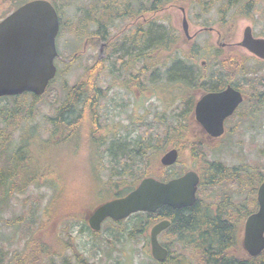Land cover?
Returning <instances> with one entry per match:
<instances>
[{
    "label": "trees",
    "instance_id": "obj_1",
    "mask_svg": "<svg viewBox=\"0 0 264 264\" xmlns=\"http://www.w3.org/2000/svg\"><path fill=\"white\" fill-rule=\"evenodd\" d=\"M162 1L151 0L150 11H157ZM23 2V0H0V19ZM50 2L62 20L63 12H61L60 6L56 0H50ZM196 2L198 8L205 12L210 10L215 0H197ZM221 2H224L226 7L235 9L239 5L240 8H243L244 3L245 9L235 11V14H228L229 11H227L229 18L222 15L220 23H234L233 15L240 13L248 15L255 9L251 10L246 0H221ZM102 3L107 6L103 11H99ZM143 3L138 2V6L134 3L136 5L134 7L130 0H91L87 3L86 8L88 9L83 10V8L77 7L79 11H83L84 15L78 16L75 20L77 23L72 25L76 37L81 36L80 30L84 22L93 21L91 23L98 22L95 28L104 30L106 39L111 28L115 26L116 20H122L125 17L133 20L139 13H143ZM218 12L222 14L225 9L219 7ZM262 12L264 14V0ZM97 14L99 15L97 16ZM85 15H87L86 18ZM210 21L215 23L214 20ZM61 25H63L62 21ZM203 25H206L204 28L210 27L205 22ZM92 26L93 24H90L89 28H94ZM225 32L226 38L229 39L232 36L233 28L228 27ZM119 45L118 51L115 46L112 50L111 46L109 47L112 64L117 70V74H114L113 71L111 73L114 78L125 79L130 92L138 90L145 94L151 92L159 95V90L165 84L182 86L185 89L184 95L189 90L188 86L191 85L201 86L205 90H213L230 84L246 92L244 89L247 83L245 76L248 73L244 69L250 68L255 75V69L259 68L258 62L250 67L246 63L247 57L244 58L240 54L241 52L234 49L222 53L220 52L221 48L212 47L206 43L202 46L194 44L185 50L179 44L177 30L171 25L158 22L154 17L147 23L137 22L135 33L130 35L125 33L124 39L120 41ZM122 46L123 48H121ZM78 48L77 45L75 50ZM96 64L97 62L86 68L84 76L66 88L65 99L60 104L54 105L53 116L47 117L46 122L49 125L43 128L45 137L38 132L36 125L31 124L35 117L34 104L41 98V95L35 96L30 92H24L19 95L0 97V208L9 202L15 192H23L29 184L36 186L51 184L53 180L51 176L55 175V170L52 159H50V151L54 147L67 146V149L71 148L72 153L76 154L81 148L87 149L89 152L92 145L96 143L97 148L90 155V165L96 169L100 163L101 167L106 168L109 173V177L105 180H101L98 176L93 177L94 192L97 193V196L103 197L99 200L103 202L125 194L145 176H154L162 180V166L159 163L158 155L168 147H177L181 151L182 142L187 143L188 134L176 129L177 125L173 124L170 118L163 116V112L149 121H135L131 117V126L123 127L127 130L126 135L117 137L113 134L107 140L105 138L97 139L95 132L100 125L98 107L100 99L106 92L98 82L99 74L106 66L102 62V68L96 69ZM135 68L137 70L133 73L134 78L128 79L129 72L132 73L131 70L135 71ZM235 76L238 79H234ZM53 80L49 82L44 93L49 91ZM249 84L259 87L264 86V81L252 80ZM55 99L53 97L50 101L53 102ZM191 109V105L184 106L183 115H187ZM174 115L176 116L175 112ZM186 125L185 121L184 126ZM128 128L134 132L133 136H130ZM67 153H69L68 150ZM59 155L64 156L63 153H59ZM190 158L191 165L204 166L202 177L207 185H216V188L221 187L224 190V183H238L234 188H239L240 183L247 184L244 201L246 212L249 214L257 209L255 195L259 183L264 179V162L246 163L245 160H242L238 162L240 165L227 168L223 161L208 159L206 155H199L197 152L192 153ZM165 170L168 176L176 173L173 167H166ZM206 172L212 174L210 180L205 179ZM119 186L122 189L118 190ZM199 204L202 203L199 201ZM199 204L196 202L190 207L181 209L159 208L153 213L136 212L123 220L111 221L113 223L111 230L114 232L110 235V239L114 238L121 242V238L130 228L140 229L146 233V228L168 216L171 224L166 232L173 235L171 239L180 240L177 244L180 243L182 246L195 244L197 249L206 256V259L214 263L264 264V249L256 256H246V259L236 258L231 254L227 257L225 251L234 245V232L230 231L229 225L222 221L220 215L211 216V213L214 212L209 206L204 207ZM80 210L81 207L77 210L69 203L68 208L66 206L65 209H60L51 218L60 216L58 222H62L64 219L63 230L67 229L68 235L72 224L81 221L77 218L75 220V216H78L76 214ZM221 210L226 211V209ZM218 213L220 214L219 209ZM67 218L71 219L67 220ZM0 220H2L1 217ZM39 220L32 219L23 224L20 221L15 223L12 234H17L18 243H21L24 238L23 245L20 248L12 249L1 245L0 264H56L54 258L63 255L66 250L65 246L69 244L65 241L66 245H63L62 237L59 234L56 235V232L48 231L46 223L40 224L37 222ZM81 225L82 229L86 227L83 222ZM39 230L42 231V234L37 236ZM98 234L95 236L97 237ZM193 235H200L201 241L184 239L192 238ZM139 240L141 239L136 241ZM143 240L147 242V237L143 236ZM92 244H95V248L97 247L95 242ZM229 244L231 245L229 246ZM72 246H74L73 243L70 247ZM145 248H147L146 245L143 251ZM75 249L78 250L76 247ZM81 255L75 254L78 260Z\"/></svg>",
    "mask_w": 264,
    "mask_h": 264
},
{
    "label": "rangeland",
    "instance_id": "obj_2",
    "mask_svg": "<svg viewBox=\"0 0 264 264\" xmlns=\"http://www.w3.org/2000/svg\"><path fill=\"white\" fill-rule=\"evenodd\" d=\"M23 1L26 2L28 0ZM90 1L91 0H67L66 8L64 0H56L62 10L61 12H63L61 16L63 25H61L62 28L57 37L56 45L58 52L63 55V58H67V62L63 60L58 61V71L56 77H54L55 79L53 78L54 80L49 86V91L41 95V98L34 104L35 117L31 124L36 125V129L44 137L46 134L43 132V128L49 125L46 122L47 117L53 116L54 105L60 104L65 99L66 88L73 85L79 78H82L85 74V69L91 67L92 64L97 62L96 69L102 68L100 58L103 59V63H105L106 67L103 73L100 72V80L98 83L106 92H104L105 95L100 99L98 107V113L100 115L98 122L100 125L95 132L97 139L105 138L107 140V138L113 134L117 137L126 135L127 130L123 127L131 126L130 117L134 118L135 121H149L155 118L156 115H161V112H163L162 115L166 116L168 119L174 115V108L169 105L164 106L166 101L163 100V98L160 99L159 96L151 92L146 94L138 90L136 92L134 90V92H129L121 86L123 79L114 78L113 73H111V71H113L114 74H117V70L115 69V65L113 66L112 64V58L106 46V41L98 45H94L93 43L82 44V50L81 47H79V51H74L77 42L72 34L74 32L72 25L77 23L75 20L78 16L84 15L82 13L83 11H79L77 7L83 8V10L88 9L86 7L88 5L87 3ZM130 1L136 3V5L138 2H144V0ZM196 1L197 0H163L157 11H150L146 16L150 14L151 18L154 17L158 22L173 26L179 35V44L185 50L194 44L202 46L208 43L212 47L217 46L221 48L220 52L222 53L234 49L237 52H241L240 54L246 58V54L248 53L236 44L241 40L243 28L246 25H250L254 36L264 37L263 0H252L253 3H256L253 7L255 8L254 11L248 15V18L252 21V25L247 19H244L246 15L242 13L233 15L235 19L234 23H220V17L223 15V17L229 18V16H227L228 14L236 13L235 8L226 7L224 2H214L209 11L203 12L198 8ZM219 7H223L225 12L220 14L218 12ZM240 7V5L236 7L237 12L240 11V9H245L244 3L242 6L243 8ZM181 8L185 10L184 14H182ZM255 10L258 11L256 12ZM227 11H229L228 14L226 13ZM78 13L80 15H78ZM182 16L186 17L190 38H186L183 33ZM65 18H67V30L64 28L66 25V23L64 24ZM210 20H214L215 23ZM129 22H131V19L128 17L115 21V26L111 28L109 36L116 39L121 33L128 32L130 29V27H128ZM204 22L205 24H209L208 26L210 27L205 29L204 26L206 25H203ZM228 27L233 28L232 36L229 37V39H227L225 35L226 28ZM74 52H77V55L71 60L70 57ZM252 63L256 64L254 60H250L249 64ZM257 65L261 67V74H264V62H260ZM137 68H135V71L132 69L131 72L135 73ZM234 79L238 78L235 76ZM163 90L166 91L167 89L164 88ZM53 97L56 99L51 102L50 100L53 99ZM248 125L250 126L247 128L243 127V129H239L240 132L235 137L236 141L240 143L238 149L241 150V152H238L237 149H232L230 154L216 152L218 158L227 161V163H237L241 159L245 160L247 163H254L256 161L258 163L264 162V107L258 117ZM128 132L130 136L134 135V132L129 130V128ZM193 143L194 138L193 135H191L187 141V146L184 147L183 152L181 151L179 155L180 163L188 165L192 162L190 154L188 155V150ZM96 148L95 143V145H92L89 152L87 149L81 148L76 154H73L71 148L67 149V146L62 148L54 147L50 151V159H52L55 170V175L51 176L53 179L51 184L47 183L41 186L29 184L23 192H15L14 196L9 199V202L1 206L0 246L3 245L8 249L15 247L20 248L23 245L24 238L21 243H18L17 241H19V238L17 234H12L15 223L20 221L21 224H23L25 222H30L32 219H41L37 222H40V224L45 222L48 231L56 232V235L59 234V236L62 237L60 238L63 245H66V242L69 244L65 246L66 250L63 255L54 258L56 264H76L75 254H82L83 257L89 258H87L88 261H92L95 264H139L140 260L143 261L148 258L146 255H143L141 247L142 237L136 236V240H141L132 241L129 237L125 239L124 237L126 236H124L121 242L116 241L114 238L110 239V237H107L108 234H106V229L112 228L111 222L107 221L102 225V230L97 231V233H99L97 237L81 231L82 222L84 223V221L87 220V215L98 205L100 198L103 199V197L97 196V193L94 192L93 177L98 176L101 180H105L109 177L108 170L101 167L102 165H100V163L96 166V169L90 165V155ZM67 150L69 153H67ZM59 153H63L64 156L61 157ZM161 154H159L158 157H160ZM120 188L121 186L118 187V190ZM123 192L124 191H122V193ZM202 196L205 195L202 193ZM201 198L206 199L207 197ZM69 203L73 207H76L77 210L81 207L80 212L76 214L78 216H75V220L78 219L81 221L77 223L74 222L70 230H68L69 234L67 235V229L63 230L65 223H63L64 219L62 222H58L60 216H54L52 218L51 216L60 209H65L66 206L68 208ZM69 219L67 218V220ZM149 228L150 227H148L147 230H149ZM41 234L42 231L39 230L36 235L38 236ZM107 239L113 242L111 241L108 243ZM92 242H95L101 248H99L100 250H98L96 254L97 258L93 257L94 254L90 247V243ZM72 243L74 246L70 247ZM75 247L78 250H76Z\"/></svg>",
    "mask_w": 264,
    "mask_h": 264
},
{
    "label": "water",
    "instance_id": "obj_3",
    "mask_svg": "<svg viewBox=\"0 0 264 264\" xmlns=\"http://www.w3.org/2000/svg\"><path fill=\"white\" fill-rule=\"evenodd\" d=\"M182 30L188 35L186 17ZM59 31L58 14L49 0H28L0 20V97L30 92L35 96L44 93L49 81L54 78L57 56L56 36ZM237 45L264 59V38L254 37L252 28L246 25ZM243 98L239 91L228 85L218 92H208L200 97L194 107L198 122L211 136L223 133V121L230 116ZM178 151L170 148L160 157L161 165L176 162ZM198 175L187 170L167 182L154 177H143L123 196L98 204L88 215L89 227L97 231L105 218L118 221L135 212H155L162 205L172 208L190 206L195 201ZM258 208L250 213L244 224L242 245L250 256L264 249V179L256 191ZM169 225L160 220L149 232L151 253L162 260L165 249L157 241L159 232Z\"/></svg>",
    "mask_w": 264,
    "mask_h": 264
},
{
    "label": "flooded vegetation",
    "instance_id": "obj_4",
    "mask_svg": "<svg viewBox=\"0 0 264 264\" xmlns=\"http://www.w3.org/2000/svg\"><path fill=\"white\" fill-rule=\"evenodd\" d=\"M209 1H214V0H209ZM150 2H151L150 0L149 1L144 0V3H143L144 12L139 13L136 17L133 18V20H131V22L128 23V27H130V29L129 30L127 29L128 30V32H126L127 34L130 35L132 33H135V24L137 22L143 21L144 23H147L152 19L150 14L146 16V14L150 12ZM215 2L216 3L221 2V0H215ZM246 2L250 5L251 10L256 5V3H253L252 0H246ZM65 4H66L65 7L67 8V0L65 1ZM211 5H212V3H211ZM106 6H107L106 4L102 3L98 10L103 11V9L106 8ZM132 6L135 7L136 5L134 4ZM140 9H141V7L139 8V10ZM181 10H182V14H184L185 10L183 8H181ZM235 11H236V9H235ZM78 15H79V13H78ZM98 15L99 14H97V16ZM248 15H246V17L244 19H247L252 25V21L248 18ZM86 17H87V15H85V18ZM182 18H183V16H182ZM101 20H102V18H101ZM116 21H119V20H116ZM91 22H93V21H86L83 23L82 29L80 31L82 34L80 37L77 38L75 32L72 33L75 41L77 42V45L79 47H81V50H82V46H83L82 44H86V43L92 44L93 43L94 45H98L101 42L106 41V44H107L106 46L108 49L111 46V50H112L113 46H115L116 51H118L120 49L119 43H120V41H122L124 39L125 33L124 32L121 33V35L119 37H117L116 39H113V37H111V36H108L105 39L104 30H101L100 28L99 29L95 28V25L98 22L97 23H91ZM65 23H66V25L64 28L67 30V18H65V20H64V24ZM90 24H93L94 28L90 29L89 28ZM185 37L190 38V36H188V35H185ZM121 48H123V46ZM74 51H79V50H74ZM244 51H246V50L244 49ZM246 52L248 53V51H246ZM76 55H77V52L72 53V55L70 57L71 60L74 59L76 57ZM246 57H247L246 63L248 65L255 64V63L249 64L250 60H254V62H258V63L264 62V60H261L260 58L254 56L250 53L246 54ZM60 60L67 62V58L66 59L62 58V56L58 52V56L54 60V62L56 64V74H57V69H58L57 63ZM100 60L102 63L103 59L100 58ZM118 65H119V63H118ZM244 70L247 71V73H248V74L246 73L247 75L245 76L247 83L244 87H245L246 92H244V91H242V90H240V89H238L235 86L230 85V84H226L225 86H223L221 88L218 87V89H213V90H205L201 86L191 85V86H188L189 90L187 91L186 95H184L185 89H183L182 86H171L169 84H165L163 87H161L160 93L157 96H159L160 99L163 98V100L166 101L164 106L169 105L175 109L176 116L175 115L171 116L170 120L173 121V124L177 125L176 129H180L179 131H181V130L184 131L186 134H188V137L193 135L194 143L190 146V148L188 150L189 151L188 155L190 154V156H191L192 153L197 152V153H199V155H206V157L208 159H217V160L223 161L224 162L223 164L227 168H233V166H235V165H240V164H238V162L242 161V159L239 160L237 163H227V161H224V160H221L220 158H218L216 152H221V154L222 153L230 154L232 152V149H237L238 152H241V150L238 149V146H240V143H239V141H236V139H235L236 135L240 132L239 129H243V127H245V128L249 127L250 125H248V124L250 122H252L254 119H256L258 117L259 113L263 110V107H264V86L261 85L262 87L261 86L258 87V86H252L251 84H249L250 81H252V80L255 81L256 79H259L260 81H264V74H261V72H262L261 67L255 69V72H254L255 75L251 72L252 70L250 68L244 69ZM102 73H103V71H102ZM128 76H129L128 79L134 78L133 73L129 72ZM228 85L232 86L235 90L239 91L242 95L243 100L235 108L233 113L224 119V121H223V127H224L223 133L219 136H216V137L211 136L208 132H206V130L198 122L196 116L194 115V107H195L196 102L204 94H206L208 92L221 91L222 89H224ZM121 86H123V88L126 91H129V86L127 85L125 79L121 82ZM164 88H166L167 90L164 91L163 90ZM183 96H185V98H183ZM167 100H168V103H167ZM188 105H191L192 109L190 110V112L187 115H183V112H182L183 107L188 106ZM130 119H131V117H130ZM185 121L187 123L186 126H184ZM178 124H180V125H178ZM244 124H245V126H244ZM185 146H187V143L184 144V142H182V144L180 146L182 152H183ZM169 148H172V147L166 148L163 151V153L165 151L169 150ZM173 148L177 149L178 156H179L181 151L177 147H173ZM222 150H225L226 152L222 151ZM161 166H162V175H161L162 180L161 181H163V182H167V181H169L175 177H178V176L182 175L187 170H193L196 172L199 180H198L196 191H195V201L193 202L192 205H194V203H196V202H198V204H199V201H200L202 204H199V205H202L204 207L209 206L211 208V210L214 212V213H211V216H219L220 215L222 221H224L226 224H228L230 231L234 232V234H235L234 239H233L234 245L230 246L231 244H229L230 247L228 250L225 251V254L227 255V257H228V255L229 256L232 255L233 257H236V258L246 259V256H248V253L242 245V238H243V233H244V224H245V221L247 219V216L249 215L246 212V207L244 204L245 203L244 201H245L246 190H247V184L243 185L242 183H240L239 188H234L238 183L237 184H236V182H232L229 184L224 183L225 188L223 190L221 187L216 188V185L213 186V185H207L206 184L205 180L202 177L204 170H205L203 165L202 166L201 165H195V164L185 165V164L178 162V163H174V164L169 165V166H164V165H161ZM166 167H173L175 169L174 171L176 173L171 175V176H168V173L166 174V170H165ZM211 175H212L211 173L206 172L205 179L210 180ZM220 185H223V183H220ZM207 189H209V190H207ZM202 193L205 196H202ZM201 197H207V198L202 199ZM192 205H190V206H192ZM190 206L181 207V208H187ZM160 208L181 209V208H172L171 206H169L167 204L162 205ZM218 209L220 210V214L218 213ZM221 209H226V211H222ZM165 215H167V214H165ZM161 220L169 221V225L171 224V221H170L168 216H166V218H162ZM107 221L111 222L113 220H111L109 218L103 220V222L101 223V227ZM84 224L86 226V227H84V229L79 228V229H81V231L83 233H87L91 236L92 235L95 236V234H98L97 232H94L89 227L87 221H84ZM151 226H149V227L151 228ZM168 226L166 228L162 229L159 232V234L157 235L158 243L166 251V254L162 260L155 259L151 253L150 242H149L150 228H149V230H147L148 228H146V234H145V231L142 232L143 230L141 231L140 229H133V228H130L129 231H127L125 233L126 237H124V238L128 239V237H129L132 241H136V236H139L142 238H143V236L147 237V242H146V240H141V243H142L141 247L143 250L144 246L146 245L147 248H145V251H143V255L144 256L146 255L148 258L144 259L143 261L140 260L139 264H216V263L210 261L209 259H206V256L197 249L198 247H196L195 244L193 246H190V245L186 246L185 245L186 247L182 246L180 243L177 244L178 241H180V240H177L176 238L171 239V236H173V235L166 232L168 229ZM100 230H102V228H100ZM106 230H107L106 234H108L107 237H110V235L114 232V230H111V228H107ZM126 234H128V235H126ZM199 237H200V235H193L192 238H184V239L194 240L195 242H199V241H201ZM87 241H88V239H87ZM107 241H108V243L111 242L110 239H107ZM92 243H90V247H91V250L94 254L93 257L97 258L96 254L98 253V250H100L101 248L98 245H96L97 247L95 248L94 247L95 244H92ZM202 254L204 255V257ZM221 257L223 258V255ZM87 258L83 257V255H81L80 260H78L76 257L75 263L76 264H95L92 261H88L89 258L88 259ZM112 263H114V262H112ZM220 264H223V263H220Z\"/></svg>",
    "mask_w": 264,
    "mask_h": 264
},
{
    "label": "bare ground",
    "instance_id": "obj_5",
    "mask_svg": "<svg viewBox=\"0 0 264 264\" xmlns=\"http://www.w3.org/2000/svg\"><path fill=\"white\" fill-rule=\"evenodd\" d=\"M170 149V148H169Z\"/></svg>",
    "mask_w": 264,
    "mask_h": 264
}]
</instances>
